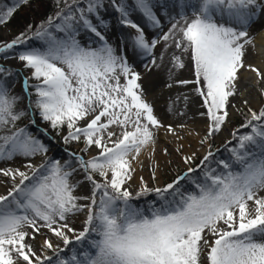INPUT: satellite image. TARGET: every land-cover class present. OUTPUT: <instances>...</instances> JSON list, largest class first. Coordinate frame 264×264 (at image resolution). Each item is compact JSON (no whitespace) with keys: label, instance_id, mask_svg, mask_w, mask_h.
<instances>
[{"label":"snow or ice","instance_id":"6c2138e0","mask_svg":"<svg viewBox=\"0 0 264 264\" xmlns=\"http://www.w3.org/2000/svg\"><path fill=\"white\" fill-rule=\"evenodd\" d=\"M29 4L30 0H15L0 9V24ZM110 4L119 14L118 24L134 30L122 38L134 54L151 56L156 66L154 49L161 42V61L173 47L190 54L195 79L179 83L197 85L193 91L203 98L201 107L207 111L201 115L209 124L199 144L207 145L226 123L229 98L239 90L248 49H255L250 30L258 22L264 25V0H133L131 5L110 0ZM54 8L40 24H29L10 42L0 43V54L7 59L9 52L15 53L36 81L23 80L27 106L17 107L22 97L10 95L13 70L0 65V161L46 157L48 146L26 127L17 126L37 111L57 132L67 127L65 144L83 137L82 152L92 146L100 151L90 159L69 153L63 163L51 158L39 166L27 163L24 167L30 171L0 168V176L10 182L7 194L0 195V264H264V106L247 108L241 125L246 131H234L228 144H235L225 146L228 160L217 159L208 147L195 178L191 174L197 168L191 165L197 153L184 154L183 145L177 146L187 171L163 187H150L140 177L135 198L149 194L157 198L146 211L140 209L124 186L133 179V161L139 162L147 149L154 152L155 132L165 126L144 98L140 74L104 35L109 28L104 0H54ZM133 12L142 15L152 37L130 18ZM164 18L170 25L167 31ZM82 30L98 38L97 47L81 44ZM33 38L41 46H27ZM171 62L174 68L185 67L174 53ZM248 68L264 79L257 68ZM244 103L248 105L247 100ZM87 117L91 119L85 126H79ZM113 125L121 129L119 134L111 130ZM166 132L175 134V129L168 125ZM78 171L92 185L90 197L73 194L77 184L71 179ZM185 180L193 190L181 188ZM81 199L90 203H78ZM84 211L83 229L76 232L70 217ZM45 228L63 242V248L47 238ZM69 233L78 247L68 248L73 244ZM37 236L44 239L34 246ZM49 250L52 255L45 254Z\"/></svg>","mask_w":264,"mask_h":264},{"label":"rangeland","instance_id":"374dc122","mask_svg":"<svg viewBox=\"0 0 264 264\" xmlns=\"http://www.w3.org/2000/svg\"><path fill=\"white\" fill-rule=\"evenodd\" d=\"M127 2L131 5L133 0H127ZM161 2H167V0H161ZM105 8L107 11L103 12L104 18L109 22V28L107 31L104 32V35L106 36V39H110L112 37V34H116L119 37H123L125 34L126 36L128 31L131 32L133 29H130L126 26L118 24V16L119 14L115 12V10L111 7L110 0H104ZM41 8V6H40ZM42 9V8H41ZM157 11V14L160 15V9L157 7L155 9ZM130 18L141 25V27H144L145 34L148 37L153 36V30L147 27L146 22L142 15L139 12H133L130 16ZM163 23L166 25L165 31H167V28L170 27L168 24L167 18L163 19ZM123 30L125 33L123 34ZM128 30V31H127ZM21 32L18 29H14L11 26L7 25H1L0 24V43L4 42H10L12 39H14L17 35H19ZM123 34V35H122ZM78 39H82L83 43L82 45L88 46L91 44L92 47L98 46V38H96L91 33H85L83 30L81 31V35L78 37ZM27 46L29 47H39L41 46V41L33 38L28 41ZM23 46L18 47L17 50H20ZM164 50L163 48V42L157 45V47L154 49V54L157 59V65H153L151 63L152 57L151 56H144L141 57L138 54H134L132 50L129 48L125 54L117 53L118 55H124L128 58V63L133 67V69L136 71L138 70L137 67H134L135 64L134 60L137 58H140V66L143 67L139 68L137 71L141 75H143L138 83L140 85L144 84V82L150 79V77L157 76L159 73H161L164 61L167 60L171 55L176 54L177 56H180L183 62L185 63V67L183 69H177L173 67L172 74L174 75L175 83L168 87V90H172L173 86H178V83L185 78L188 77L189 81H193L195 79L194 76V64L190 59L189 53H182L181 50L170 48L167 53L164 56V59L161 61L159 59L160 53ZM177 52V53H176ZM255 52V54H253ZM258 52L255 51L252 47H249L248 54L245 57V68L240 70V73L242 72H249V65H256V60L258 58ZM9 58H5L3 54H0V65L5 66L6 68H10L13 70V77L9 78V86H10V95H19L22 97L20 103L17 105V107H26L27 106V96L22 94L23 88V80L25 78H29L30 84L36 83V81L31 79V70L25 69L23 66H21L20 61L18 58H16L15 53L9 52L8 53ZM8 60V61H7ZM172 64V62H171ZM147 65V67H145ZM137 66V65H136ZM139 66V65H138ZM173 66V64H172ZM253 72V71H252ZM15 73H19V75H15ZM171 76L173 77V75ZM256 74V73H255ZM121 82L123 83V78H121ZM260 85L254 86L249 85V88H255L254 90L256 93H249L244 95L243 93H239V95H234L233 97L229 98V104L227 107V111L229 113L226 123L222 126L221 131L216 133L212 139L209 141L207 145L201 146L199 144V140L203 137L207 130V125L209 124V120L206 116H202L201 113H206L207 109L206 107H201L203 103V98L199 96L195 91L194 93L185 94V96L176 95L175 101L171 106L164 107L166 103H168L167 99H164V96L160 98L161 100L156 101L153 105L155 115L159 118L161 123L165 126L160 128L158 131L155 132L156 135V143L154 145V152L151 149H147L142 152V154L139 157V162L133 161V166L135 167V172L133 174V179L128 182L124 187L128 188L129 191L132 192L134 199L132 200V203L134 206L147 210L151 204L157 200L155 197V194H149L146 196H141L139 199H136V193L140 189V177L144 178V181L148 183L150 187H163L167 183L172 182L177 175H182L184 172L187 171L188 166L183 163V160L181 159L180 153H177L176 148L179 145H183V153L184 154H191L193 151L197 153L196 159L192 163V167L197 168V173L191 174L193 178L196 177V175L199 174V164L200 160L203 158V156L206 154V151L208 147H211V150L215 153L217 156L219 154V151L221 152L222 158H229V153L225 151L226 145L228 148L233 146L232 144H228V141L232 140V133L236 131L237 125L244 124L245 123V113L247 112V108L251 107L253 110H258L261 106H264V94H261V92H264V79H262L260 82ZM192 87H197V85L192 84ZM254 86V87H253ZM163 87L159 88V90H162ZM34 93V89H30ZM156 91H151L146 96H153L154 94H157ZM260 93V94H259ZM34 99L35 96L33 95ZM185 97H187V100H185ZM193 97L194 99H192ZM151 98V97H150ZM33 99V100H34ZM248 101V105H245L244 101ZM35 120V124L32 123V120ZM91 117H87L85 120L79 121L78 125L83 127L85 126L87 120H90ZM103 119V118H102ZM196 120L201 121V130H198L196 126ZM170 121L168 124L166 122ZM168 125H171L175 129V134L166 132V127ZM180 125H184V127H180ZM18 127H26L27 130L32 133L34 136L39 138L43 143L41 136L39 135H45L51 140V144H46L49 148L48 153L45 156H36L31 159V161L26 160L27 163H33L34 165L41 161V163L46 158H51L54 160H60L61 163H63L65 160L68 159L69 153H76L77 155H83L85 159H90L93 156H97L99 154V149L92 146L89 148L87 152H82L81 149L84 148V142L83 137L80 141H72L68 144L64 143L63 137L67 135V127L65 126L62 130L57 132V130H54L51 128L50 123L43 121L42 118L39 115V112H36L35 116L29 115L22 120L18 122ZM115 125L112 126L111 130L115 131ZM199 133V136L197 135ZM115 138V137H114ZM182 138V139H181ZM234 142V141H233ZM111 146V144H109ZM165 149L167 150V154L165 153ZM151 157V158H150ZM18 157L13 159L16 161ZM228 160V159H227ZM216 165L213 164L212 167H215ZM3 168V167H0ZM155 170L156 178L155 180L152 179V172ZM25 171H30L26 169ZM7 179V178H6ZM96 179L100 182H102L101 178L99 176L96 177ZM7 182L0 183V190L1 195H6L7 191L10 187V182L8 179ZM71 182L74 184H77V187L74 190V195L78 197H90L92 194V185L90 182L86 181L84 179V174L82 171H78L77 174H75ZM79 182V183H78ZM181 183H186L188 185L187 190H193L194 185H191L189 181L185 180ZM80 204H87L90 203V200H78L77 201ZM158 206V204H157ZM87 211L76 213L74 216L70 217V227L74 228L76 232H79L83 229L84 226V220L86 219ZM46 232L47 238L51 239L52 243L54 245H59L61 248L64 247L63 242L58 240L51 232L48 231V229H43ZM72 240L73 244L69 245L68 248L71 249L72 247H78V245L75 242V237L72 233L68 234ZM36 240V245L40 243L44 239V237H39ZM46 255H52L51 250L45 253Z\"/></svg>","mask_w":264,"mask_h":264},{"label":"bare ground","instance_id":"6f19581e","mask_svg":"<svg viewBox=\"0 0 264 264\" xmlns=\"http://www.w3.org/2000/svg\"><path fill=\"white\" fill-rule=\"evenodd\" d=\"M264 27V25H262V23L258 22L256 24H254L250 30V35H252L254 37V45H255V51H257L258 53V58L256 60V65L252 64L251 66H254L255 68H257L260 72L264 73V31H261V28ZM123 30V34L125 33ZM128 31V30H127ZM129 33H134V30L131 32L128 31L127 35H129ZM122 34V35H123ZM112 37H110V39H108L109 44H111L113 47L116 48L117 53L120 54H125L127 52V50L129 49V47H127L125 44L122 43V38L127 37L125 34L123 35V37H119L116 34H112ZM81 44L83 43L82 39H79ZM97 47V46H95ZM175 53V52H174ZM177 53V52H176ZM176 55V54H175ZM171 57L172 55L164 61V64L162 65V71L161 73H159L157 76H153L150 77V79L144 82V84L141 85V88L143 90L144 93V98L150 103L152 104V106L154 105V103L156 101L161 100L160 98H162V96H164V99L168 100V103H166V105L164 107H168L171 106L173 104V102L175 101V96L178 95L180 96V98H182V96H185V94H192L194 93L193 89L194 87H192L191 83H189L188 85H183L181 83H178V86H173L172 90H168V85L171 84L173 85L175 83V79H174V75L172 74V70H173V66L171 64ZM8 61V60H7ZM140 58H137L134 60L135 64L134 67H137V69L139 70V68H142L143 71V67L140 66ZM21 66H23V63L20 61ZM137 65V66H136ZM139 65V66H138ZM136 70V72L138 71ZM140 74V73H139ZM171 74L173 75V77L171 76ZM143 75L140 74V78ZM184 80H188V77L185 78ZM262 80V78L257 77V75L255 74V72H252L251 70H249V72H242L239 73V84H238V92L236 95H239V93H243L244 95L246 94H251V93H256V89L255 88H249V85H254V86H258L260 85V81ZM253 86V87H254ZM163 87L162 90H159V88ZM255 89V90H254ZM151 91H156L158 92L157 94H154L153 96H146L148 95L149 92ZM261 94H264V92H261ZM259 93V94H260ZM151 97V98H150ZM192 99H194L193 97H191ZM170 121L166 122V124H168ZM170 124V123H169ZM196 126L198 128V130H201V121L200 120H196ZM121 131L120 128L115 127V132L117 134H119ZM27 164V161L23 158V157H18L16 159V161L11 160V161H0V167H11V168H20L21 171H25L26 168L24 167V165ZM41 164V161L37 162L35 165L39 166ZM7 179L5 177L0 176V183H4L7 182ZM1 190H0V195H1ZM3 195V194H2ZM42 231L46 234V232L42 229ZM42 237V236H37V238ZM36 238V240H38ZM37 241H34V246L36 245Z\"/></svg>","mask_w":264,"mask_h":264},{"label":"trees","instance_id":"16d2710c","mask_svg":"<svg viewBox=\"0 0 264 264\" xmlns=\"http://www.w3.org/2000/svg\"><path fill=\"white\" fill-rule=\"evenodd\" d=\"M15 3V0H0V9L6 10V7H10ZM41 6V8H40ZM55 11L54 8V0H30L29 5H21V7L13 14V16L5 23L1 25L11 26L14 29H18L20 32L25 31L29 24L38 25L43 20H45L49 15H52ZM35 29L33 28V31ZM22 94H24V90L22 89ZM34 99V97H32ZM241 125H237L236 129H239L240 133L246 131L241 128ZM41 136L42 140L46 144H51V140L45 135ZM235 141L233 142V145ZM226 152L227 149H225ZM229 153V152H228ZM230 154V153H229ZM230 157V155H229ZM217 159L227 160L229 158H222L221 152L216 156ZM213 166V165H212ZM182 189H188V185L186 183H181Z\"/></svg>","mask_w":264,"mask_h":264}]
</instances>
